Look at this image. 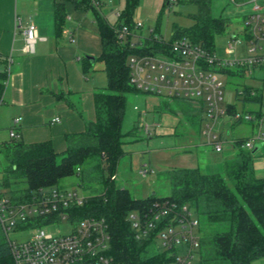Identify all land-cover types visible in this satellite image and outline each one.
Masks as SVG:
<instances>
[{
	"label": "trees",
	"instance_id": "1",
	"mask_svg": "<svg viewBox=\"0 0 264 264\" xmlns=\"http://www.w3.org/2000/svg\"><path fill=\"white\" fill-rule=\"evenodd\" d=\"M92 9L99 27L102 52L98 59L105 65L107 74L106 90L94 92L96 117L87 123L81 133L66 134L67 149L58 161V153L50 140L26 143L24 140L10 139L0 142V151L7 160L2 185L17 199L39 187L59 186L61 180L83 171L84 164L92 169L111 172L104 179V191L88 196L87 203L78 209L80 217H104L109 225V253L124 264H165L166 253H149V241L134 237L127 215L130 211L150 206L155 200L169 198L178 203L193 206L199 220L214 227L210 238L200 237L199 259L196 264H251L252 260L264 257V177H258L254 168V154L241 146L229 153L221 162V170L206 172L199 166L181 167L171 174L173 193L158 197L150 194L144 198L132 195L128 188L117 187L110 176L116 170L121 156L122 120L126 94L138 90L130 84L128 59L134 54L155 53L181 36L203 44L208 50L215 51V38L226 31L230 18L214 16L211 0H175L176 3H191L197 11L190 16L191 26H173L172 38L166 41L154 33L139 46L132 38L121 43L116 29L123 24L133 27V12L140 0H126V7L120 12L115 25L104 16L101 7L93 0H75ZM98 1V0H96ZM172 0H164V10ZM56 32H62L66 15L63 2H57ZM85 71L90 62L85 61ZM9 60L0 53V106L4 103V92L8 79ZM227 73L231 69H225ZM251 87H245V101H262V95L250 97ZM232 105L229 110H235ZM227 133V132H226ZM224 153V151L219 152ZM225 154V153H224ZM25 181L23 188H12L13 183ZM0 264H14L10 247L0 243Z\"/></svg>",
	"mask_w": 264,
	"mask_h": 264
},
{
	"label": "built area",
	"instance_id": "2",
	"mask_svg": "<svg viewBox=\"0 0 264 264\" xmlns=\"http://www.w3.org/2000/svg\"><path fill=\"white\" fill-rule=\"evenodd\" d=\"M251 1L252 11L244 20L241 34H229L226 56H219L203 44L181 36L155 53L134 54L128 59L133 87L166 97L187 99L204 111L206 119L202 134L205 143L211 145L215 152L239 143V140L228 142L225 131L217 127L226 116L233 117L238 123L255 121L256 130L241 145L253 150L257 143L262 144L256 154L264 149V104L260 102L261 108L255 113L238 110L237 102L224 105L225 83L219 78V74L227 73L225 69L244 71L248 66L264 65V12L257 0ZM94 2L99 6L102 4ZM117 16L119 18L120 12ZM142 26V22H134L132 28L127 24L121 25L116 29L118 39L125 43L131 37L135 44L133 38L140 37L135 30ZM150 31L153 33L154 29ZM23 32L24 52H34L39 38L37 25L31 22ZM256 94L257 90L251 88L249 96ZM237 96L244 103L245 90L237 91ZM232 105L236 108L230 111ZM54 121H59V118ZM145 130L151 134L148 124ZM227 133L229 135L230 130ZM9 136L10 139H18L20 134L11 128ZM77 170L81 171L80 168ZM153 171L148 163H144L139 173L147 176ZM110 178L115 181L116 173ZM87 200L88 196L77 190L61 186L39 187L17 199L0 181V223L7 235L6 243L14 264H124L109 253L111 237L106 219L80 217L78 214V209ZM127 220L137 240L157 243L160 252L166 253L165 264H196L200 220L190 205L162 198L150 206L130 211ZM65 225L67 230L63 229ZM11 230H29L31 234L16 240L9 237Z\"/></svg>",
	"mask_w": 264,
	"mask_h": 264
},
{
	"label": "rangeland",
	"instance_id": "3",
	"mask_svg": "<svg viewBox=\"0 0 264 264\" xmlns=\"http://www.w3.org/2000/svg\"><path fill=\"white\" fill-rule=\"evenodd\" d=\"M252 4L253 2L249 0L241 3H236L233 0H211V11L214 16L230 18L226 31L215 38V52L219 56H226L225 49L230 40L229 34H241L244 17L249 13ZM163 6L164 0L139 1L133 12L134 22L143 23L142 27L135 30L140 35V37L133 38L137 45L140 46L142 41L153 33L168 41L172 38L175 24L183 27L193 24L194 20L190 14L197 11L195 4L173 2L170 7L162 10ZM125 7L126 0H106L105 4L101 6V10L105 18L115 25L118 20L117 12H121ZM151 28L154 29L153 33L150 31ZM240 47L241 45L239 46L241 50ZM89 77L96 82L97 89L106 90L108 79L104 62L101 59H97L91 66ZM219 78L225 83L224 105L237 102L238 110L253 113L260 110L259 102L244 101L243 103L242 100H239L237 91L245 90V87L254 88L258 94L262 95L264 102V65L248 66L244 71L233 69L230 73L219 74ZM205 119L204 111L196 108L187 99L171 98L141 90L129 91L126 94L121 126L124 154L121 156L116 170L113 171L117 175L114 181L115 185L128 188L132 195L138 198H144L153 193L158 197H163L173 193L171 174L178 168L199 166L207 172L220 171L223 158L229 153L233 154L241 145L240 143L234 144V146L230 144L229 148L224 151L225 154L214 157L213 147L205 143V136L202 134ZM146 124L150 127V135L145 130ZM217 127L225 131L226 139L231 142L249 138L256 130V122L238 123L234 122L233 117L226 116L218 122ZM0 130L8 136L10 129L2 128ZM227 130H230L229 135L226 134ZM242 148L244 149V147ZM254 155V162L259 159L264 160V149L262 155L256 156V153ZM62 156L63 153L58 154V161ZM144 163L151 165L154 170L147 176H142L139 173ZM7 164L4 154L0 151V181L3 179V170ZM90 165V163L84 164L82 173L77 172L63 178L59 186L75 189L84 196L101 194L104 191V179L111 172L103 170L102 166L100 170H95ZM25 186V181H19L13 183L12 188ZM192 208L194 209L193 206ZM67 227L65 225L63 229L67 230ZM197 232L201 240L210 238V235L214 233V227L201 220ZM30 234L29 230L9 231V237L16 240L25 239ZM5 241H7V235L0 223V243ZM156 251H160L157 243L151 244L149 253ZM198 259L199 257H197ZM251 264H264V257L255 258Z\"/></svg>",
	"mask_w": 264,
	"mask_h": 264
},
{
	"label": "crops",
	"instance_id": "4",
	"mask_svg": "<svg viewBox=\"0 0 264 264\" xmlns=\"http://www.w3.org/2000/svg\"><path fill=\"white\" fill-rule=\"evenodd\" d=\"M57 2L64 3L66 12L60 35L56 32ZM98 2L101 7L106 0ZM257 2L264 12V0ZM31 22L37 25L39 38L34 52L25 53L23 28ZM101 52L98 24L84 3L0 0V53L9 60L0 129L15 128L26 143L50 140L55 151L64 154L66 134L84 132L96 117L94 92L98 85L90 79L89 70ZM88 56H94L95 61ZM86 60L91 65L85 71ZM57 117L59 121H54ZM8 140L9 133L7 136L0 130V142ZM223 154L214 152L213 156ZM254 168L258 177H264V160L255 162Z\"/></svg>",
	"mask_w": 264,
	"mask_h": 264
},
{
	"label": "water",
	"instance_id": "5",
	"mask_svg": "<svg viewBox=\"0 0 264 264\" xmlns=\"http://www.w3.org/2000/svg\"><path fill=\"white\" fill-rule=\"evenodd\" d=\"M244 1H246V0H235L236 3H241V2H244ZM88 59L91 60L92 63L95 61V57L94 56H88ZM261 146H262V144L257 143L255 145V147L253 148L252 153L255 154L260 149ZM153 194H155V193H153Z\"/></svg>",
	"mask_w": 264,
	"mask_h": 264
}]
</instances>
